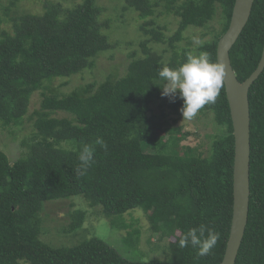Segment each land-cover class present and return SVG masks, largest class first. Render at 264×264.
Wrapping results in <instances>:
<instances>
[{"label": "trees", "instance_id": "trees-1", "mask_svg": "<svg viewBox=\"0 0 264 264\" xmlns=\"http://www.w3.org/2000/svg\"><path fill=\"white\" fill-rule=\"evenodd\" d=\"M19 1H10L3 11L7 19L0 21V129L11 134L33 122L34 133L27 154L16 161L0 147V264H220L232 224L235 154L225 85L214 104L198 111L213 125L205 151L204 144H183L201 133L174 125L179 118L169 114L180 116L183 101L161 95L158 70L176 68L188 54L204 51L217 62L235 0H107L108 5L84 0L71 8L43 0L41 13L18 11ZM128 15L143 35L138 49L128 54L123 74L119 65L98 70L99 58L113 61L118 51L134 45L129 41L120 48L111 37L112 29L128 23ZM168 16L176 21L171 36L170 21L161 20ZM3 23L11 31L2 29ZM192 29L201 39L211 38L194 45L186 37ZM263 49L264 0H255L230 51L240 82L256 70ZM88 70L100 75L73 86L74 77ZM36 94L40 107L31 110ZM249 101L250 212L236 264H264V71ZM97 137L106 148L94 144ZM85 145L95 151L81 176L76 168ZM80 199L109 219L135 210L128 214L131 227L145 213L152 231L147 245L157 236L164 244L153 251L163 257L144 253L143 260L128 259L101 238L80 237L87 211L76 208L68 214L70 223L56 230L64 242L48 241L47 205L68 200L75 207ZM201 225L205 236L211 229L220 239L210 254L198 257L197 249L181 248L178 241ZM141 235L131 230L122 242L138 248ZM71 236L76 243H66Z\"/></svg>", "mask_w": 264, "mask_h": 264}, {"label": "rangeland", "instance_id": "rangeland-1", "mask_svg": "<svg viewBox=\"0 0 264 264\" xmlns=\"http://www.w3.org/2000/svg\"><path fill=\"white\" fill-rule=\"evenodd\" d=\"M11 0H0V21L7 19L6 15H4V12L6 8L9 7V3ZM42 1L43 0H20L18 2V11H27L31 13H41L42 11ZM55 2H60L62 3L65 7H74L76 4H81L84 0H51ZM108 5L107 0H103L101 5ZM113 3L109 5L112 6ZM15 10V9H14ZM130 16L131 14H134L133 12H129ZM170 21L169 23V31L168 35L171 36L174 33V30L176 29V25L173 24V17L168 16V17H162L164 21L167 19ZM126 19L128 20V23L125 24V26H119L116 29H112L111 37L112 40L114 41H120L122 45L120 48L127 42L131 41L133 42L134 45L131 46V49H127L124 51H118L116 54V58L113 61H110L106 58V56H102L98 60V70L102 67H109L110 65H119L120 67V73L123 74V70L125 69L124 67L127 66V56L131 51H135L138 49V44L142 41L143 35L139 31H136L134 25L132 23L134 22L129 15L126 16ZM136 20V19H135ZM172 22V23H171ZM176 22V21H175ZM216 23V22H215ZM216 25V24H215ZM218 28V26L216 25ZM1 28L4 30H10V26L7 25L6 23L1 24ZM186 37L190 38L192 43L194 45L198 44L196 41H205L211 38V36H207L204 39L202 38V33L199 30L192 29L191 31H187ZM188 43L187 41H184L183 43L179 44V48H182L186 46ZM119 48V49H120ZM164 46H160V50L164 51ZM170 55H167V58H169ZM97 70V71H98ZM83 74L77 75L74 77L75 80L73 86H82L84 84L93 82L95 78L98 77V74H95V72H90L85 71L84 75ZM100 77V76H99ZM68 90V87H65V91ZM40 102H41V96L36 94L32 100V109L39 108L40 107ZM182 108L178 107V110ZM157 110V107H156ZM169 112L171 110H168ZM170 119L172 118H179V121L177 123H174L175 126H185V129L187 131L191 132H198L201 133L200 136L198 137H190L187 141H185L183 144L184 145H189V146H196L197 144H204V150L207 151L209 147V142L210 140L206 137V135H211L212 130L211 128L213 127L212 123L210 122L209 118H204L202 115H197L191 119V120H183L182 114L176 115L174 113H170ZM33 122L28 123L25 125L23 128H18L15 129L11 134L4 132L3 130L0 129V147L9 155L11 161H16L20 157L24 156V154H27L28 152V144L31 142V136L34 133V128L32 126ZM71 201H62V202H54V203H49L46 207L45 213L44 214H49V219L51 222L49 223V228L52 229L51 235H45L46 239L49 240H60L59 242H64V238H61L59 234L56 233V230H60V227L65 224L67 226L70 223L69 219V212H71L74 208L76 209H82L87 211V217L85 218L84 224H83V229L80 231V237L83 236L85 238H90L92 237H97L101 238L104 240L107 244L111 245L114 247L120 255L123 257H126L128 259H135V260H143V255L144 253H147V257L154 258V257H161L159 253L154 252L153 249L156 250V245H163V242L158 241L157 236L154 235L153 238V245L149 246L147 245L148 243V238L151 236L152 231H150V226L148 219L145 217V213H142L144 216L140 220V223H136L132 225V217L129 216L128 214L132 213L133 211L125 214L124 216H116L112 218H107L104 216L100 209L98 208H90L88 204L80 199V201H77V206L72 207L71 206ZM137 212H140L137 211ZM55 219V220H54ZM134 220L140 219L138 218H133ZM56 221V222H55ZM129 224L128 229H123L122 227L124 226V223L126 225ZM139 229V231L142 233L141 235V240L140 244L138 245V248L131 246L128 242H122L123 236L129 237V232L131 230ZM122 230V231H121ZM121 231V234L119 233ZM95 232V233H94ZM92 234V235H91ZM79 236H77L79 238ZM76 238V237H75ZM71 236V238H67L68 241L66 243H76L77 241ZM63 244V243H61ZM59 246V245H57ZM143 252H141V250ZM145 256V255H144ZM163 257V256H162Z\"/></svg>", "mask_w": 264, "mask_h": 264}, {"label": "water", "instance_id": "water-1", "mask_svg": "<svg viewBox=\"0 0 264 264\" xmlns=\"http://www.w3.org/2000/svg\"><path fill=\"white\" fill-rule=\"evenodd\" d=\"M255 0H235L230 26L217 46V62L226 68L224 80L235 142L233 170V216L224 258L220 264H236L249 220L251 114L249 92L264 71V49L256 70L240 82L231 63L230 51L246 27Z\"/></svg>", "mask_w": 264, "mask_h": 264}, {"label": "clouds", "instance_id": "clouds-1", "mask_svg": "<svg viewBox=\"0 0 264 264\" xmlns=\"http://www.w3.org/2000/svg\"><path fill=\"white\" fill-rule=\"evenodd\" d=\"M199 43V41H196ZM226 68L220 62H213L207 51L199 55L188 54L185 62L176 68L164 66L158 70V77L162 81L161 95L174 101L177 96L183 101L180 109L183 120L193 119L198 111L205 105L214 104L224 85ZM95 145L106 148L104 140L97 137ZM95 148L85 145L80 150V165L76 168L78 175H84L87 167L93 162ZM201 225L199 229H189L178 241L179 247L184 248L191 245L197 249V256L203 257L210 254L215 247L220 234Z\"/></svg>", "mask_w": 264, "mask_h": 264}]
</instances>
